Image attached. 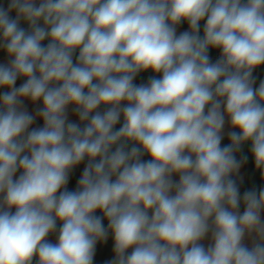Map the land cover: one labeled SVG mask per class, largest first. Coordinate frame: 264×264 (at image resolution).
<instances>
[{"label":"clouds","instance_id":"9594fccd","mask_svg":"<svg viewBox=\"0 0 264 264\" xmlns=\"http://www.w3.org/2000/svg\"><path fill=\"white\" fill-rule=\"evenodd\" d=\"M0 264H264V0H0Z\"/></svg>","mask_w":264,"mask_h":264},{"label":"crops","instance_id":"0c3cea01","mask_svg":"<svg viewBox=\"0 0 264 264\" xmlns=\"http://www.w3.org/2000/svg\"><path fill=\"white\" fill-rule=\"evenodd\" d=\"M186 27V26H185ZM215 55V54H214ZM148 74H142V77L140 78V79H146V76H147ZM251 164L249 165V168H248V170H247V176H248V178H249V181L251 182V183H254V184H259L260 183V181H259V178H258V174H255V173H253L252 171H251Z\"/></svg>","mask_w":264,"mask_h":264}]
</instances>
